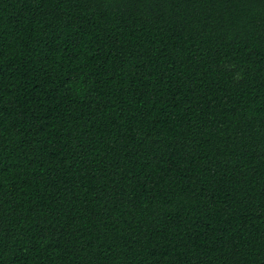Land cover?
<instances>
[{
  "label": "trees",
  "instance_id": "1",
  "mask_svg": "<svg viewBox=\"0 0 264 264\" xmlns=\"http://www.w3.org/2000/svg\"><path fill=\"white\" fill-rule=\"evenodd\" d=\"M0 264H264V0H0Z\"/></svg>",
  "mask_w": 264,
  "mask_h": 264
}]
</instances>
